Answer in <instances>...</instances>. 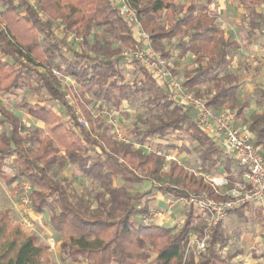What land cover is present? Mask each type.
Wrapping results in <instances>:
<instances>
[{
  "label": "trees",
  "instance_id": "trees-1",
  "mask_svg": "<svg viewBox=\"0 0 264 264\" xmlns=\"http://www.w3.org/2000/svg\"><path fill=\"white\" fill-rule=\"evenodd\" d=\"M195 1L125 0L134 12L135 21H130L111 0H0V59L12 58L5 75L6 69L0 65V80L12 73L26 75L17 76L14 86L0 89V94L10 95L12 88L18 89L19 78H33L36 87L39 85L57 102L73 124L72 129L64 126L59 115L45 104L23 102L19 105L21 110L47 127L48 132L43 137L33 131L30 137L22 139L17 135L18 117L6 106H0V179L9 187L21 178L30 185L32 210L49 214V224L60 240L62 262L146 264L153 255L149 264H232L237 256L236 250L222 252L228 246L223 221L207 226L199 216V223L194 224L193 212L185 211V223L176 231L149 227L138 220L148 212V203L156 192L182 198L195 193L218 201L223 197L214 193L205 176L223 173L226 190L242 181L244 168L222 154L219 143L195 123L192 108L180 104L167 86L151 79L147 72L136 82L126 83L123 78L127 63L121 53L126 49L141 50L133 34V26L138 25L150 48L159 52L162 60L177 67V60L187 54L192 57L194 67L182 71L180 85L185 92L205 97L207 107L216 113L231 109L237 118L243 115L248 103L239 98L237 78L230 68L240 45L231 37L225 38L210 8L213 0ZM245 3L259 7L264 0ZM94 29L111 34V41L94 40L89 48L86 45L87 52L76 53L66 33L81 36L87 43ZM255 30L252 27L246 34L249 43ZM115 42L118 46L112 49ZM165 42L169 43L168 48ZM174 49L178 53L172 55ZM52 69L73 79L80 93L116 108L146 96L144 103L151 114L142 128L131 131L134 142L151 144L152 139L183 132L194 144V161L185 165L172 160L167 167L165 157L175 149L174 144L165 145L162 155L156 156L131 144L108 142L102 125L98 132L92 127L88 131L81 128L74 123L77 114L64 100ZM173 69H169L172 75ZM257 103L259 108L264 107V91ZM137 120L143 122L142 117ZM236 126L241 125L236 121ZM248 129L253 144L264 148V111L250 113ZM12 156L17 165L15 174ZM67 165L76 166L98 186L94 199L88 194L75 199L69 192V183L52 176L54 167ZM116 180L122 184L116 185ZM124 183H148L149 187L142 192L133 191ZM253 209L260 216L261 208ZM6 216L7 212L0 213V264H41L45 251L38 239L12 227ZM190 232L197 240L205 239L203 251L189 245Z\"/></svg>",
  "mask_w": 264,
  "mask_h": 264
},
{
  "label": "rangeland",
  "instance_id": "rangeland-1",
  "mask_svg": "<svg viewBox=\"0 0 264 264\" xmlns=\"http://www.w3.org/2000/svg\"><path fill=\"white\" fill-rule=\"evenodd\" d=\"M28 1L32 2V0H28ZM213 1H214V5L212 7V12L213 15L216 17V20L219 23L220 28L223 30L225 38L231 37L240 45V49L238 50V53L237 55H235L236 57L234 58L236 62L234 63L232 61L233 63L231 62L230 68H232L231 72L237 78V84L239 85L238 88L239 98L241 100H246L248 103V108L243 111V115L240 118L238 117L239 120L244 124H242L237 120L238 119L237 113L234 110L232 111H234V113L236 114V121L238 125L245 126L247 135H249L251 140V135L248 129L249 115L251 112L254 111H259V112L264 111V107L259 108L257 103L260 100L261 93H263L264 91V48L257 44V43L264 44V4L260 5L259 7H252L248 3H245L247 2V0H244V3L240 0H213ZM182 2L194 3L196 1L182 0ZM1 25L2 27L4 26V24ZM252 27L256 28L255 30L257 37L256 39L258 40V38L261 37V40H258L257 43L255 42L249 43L248 41L245 42L244 39L248 30ZM133 30L136 32L135 29ZM66 35H68L67 38L70 39V41H72L73 47L75 49L74 51L78 54H81L83 51L87 52L86 45L89 48L94 42V40H101L103 38H106L105 40L111 41L110 38H112L111 34L102 31L101 29H94L92 31L90 37L87 38L88 44L84 43V41L81 39V36L76 37L74 34L71 33L69 34L66 33ZM94 36L96 38H93ZM167 44L169 43L167 42L164 43L166 48L169 47ZM117 46H118L117 42H115L114 45H112V49H115V47ZM140 49L142 48L140 47ZM150 50L151 53H154L156 55H158L159 53L157 51H154L152 48H150ZM126 51L127 49L123 50V52L121 53V57H123L122 59H124V61H126L127 63L123 77L125 82L126 83L127 82L131 83L133 81L136 82L139 78H143L142 73H146V72L151 77L149 70L141 66L142 62L138 59H135V55L131 54V51L129 50L127 52ZM177 53L178 52H176L175 49L174 51L171 52L172 55H175ZM64 54L67 55L68 53H64ZM11 60H12L11 57L0 59V65H2L1 69H6L5 71H3L4 72L3 75H5L8 71L7 69L11 67L9 66L11 64ZM13 60L16 61L17 59L16 60L13 59ZM60 62L62 63V61ZM177 63H179V65H177L176 67L172 65L173 64L172 62H169L164 59L161 62V65L164 64L165 67H168L169 69L175 67V69H173L174 71L172 72L174 74L172 75V80L176 83L182 84L183 69L188 68L189 66L194 67L193 66L194 62L192 57L189 56V54H187L185 58H182L179 61L177 60ZM14 67L15 68L18 67V69H20V67L17 65ZM29 68L34 69V71L39 74L44 73V71L40 70V68L37 67H29ZM191 69L192 68H189L188 70ZM56 73L57 72H55L54 69L51 70V74L56 76L57 81L60 83V91L62 94L65 95L64 100H67L70 107L72 108V111L75 112V115L77 114L76 115L77 122L74 123H77L81 128L86 129L87 131L90 130L92 127L97 132L102 130L99 128L100 125H102V127L106 128V131L104 132L106 139H108V142L114 143L115 145H117V143H121L117 141L116 130L119 131V133H121L122 136L127 137L130 141H135L131 131L135 127L142 128L144 121L147 120L151 114V112L148 111V107L144 103L146 96H139L137 97V100L134 103H123L121 108H116L109 103L104 104L101 103V101L99 100H95L90 94L80 93V88L76 87V84L73 79H71L70 77L61 76L60 74H56ZM17 76L21 77L26 75H24L23 72L22 73L18 72V75L12 73L9 76H2L6 78L0 80V89H6L10 85H12L13 87L14 86L13 79L14 81H17L15 80ZM151 79L153 78L151 77ZM3 80H7V81H3ZM33 80H34L33 78L30 80H26L24 78L22 80L21 78H19L18 80L19 83L16 84L19 88L18 89L12 88L11 90L12 93H9L11 94L9 95L10 97L4 99L3 97H6L8 95L0 94V102H1L0 104L7 105L12 110V113L19 119V123L17 126V135L23 139L24 137H30L31 136L30 134L34 133L33 131H35V133L38 134L39 136L46 137L48 132L47 127L43 126L41 123H38V121H36L34 118L28 117L25 114V112L21 111L19 105L23 104V102H29L31 103V105L35 103L45 104L47 107H50L59 115V120L63 123L64 126H66L69 129H72L73 124L69 119L70 116L68 117L66 114H64L59 104L55 101H52L48 96V94L43 89H41L39 85L38 87H36V84L34 83ZM155 81L161 84L157 79ZM188 93L191 94V92ZM198 99H201L202 101L205 102V97ZM78 106H81L83 109L79 108ZM139 117H142L143 120L142 123H139L140 121L138 122L137 119ZM78 119H81L85 123V126H83ZM88 119H90L89 122ZM169 139L171 144L177 145V143H179L178 142L179 140L181 142V145L174 149V151H176L175 153L173 151L172 154L165 157V164L167 165V167L172 160L174 161L177 160L180 163L188 165L189 161L195 157L194 144L190 143V141L187 139V136L183 132H180L179 134H173L169 136ZM256 146L260 147V151L264 153V148H262L259 145ZM169 157H172V159H169ZM13 163H14V157L12 156V174H15L17 171L16 169L17 165L15 166ZM51 173L52 176L56 178L65 179L69 183L70 186L69 192L71 193V195L75 197V199L80 198L84 194H88L91 199H94V197L97 195L99 191L98 186L92 181H90L88 178L84 177L82 175V172L76 166L67 165L66 167L63 168L54 167ZM241 180L243 181V175ZM23 181L24 180L21 178L18 180L16 184L12 185V199L10 198V196L7 197L3 196L2 198L0 196V200L6 201L7 198V201L12 202V205H10V203L6 205L4 201L3 203H1L2 206L6 209L7 207L12 208L10 210V213L12 215L9 214L7 211H5L7 212L6 217L8 221L11 222L12 227H18L19 231H21V233H23L24 235H33L38 239L39 246L43 248L45 251V254L41 258V264H79V263L61 261L62 253L60 252V248H59L60 240L58 235L54 233V230H52L50 225L48 226L49 214L47 212L35 213L32 210V206H31L32 203L29 197L31 192V187L29 185L28 188V184ZM115 184L120 185L122 184V182L116 180ZM124 184L128 190H133V191L139 190L140 192L146 190L149 187L148 183H143L141 185H136L134 183H124ZM24 185L26 186V189L24 188ZM211 187L214 190L215 194L223 197L222 200H218V201L219 202L223 201L225 199V195L223 194L226 191H228L224 189L225 187H227V183L220 187L219 186L215 187L211 184ZM2 190H4L5 193H8V190L3 183L0 184V192ZM191 196H198V195H196L195 193H191L188 197ZM201 196L204 197V195ZM180 198L182 197H175L172 195L166 196L159 192L154 193V195L151 197L149 201V203L151 202V204L148 205V210L152 209V211L155 212L153 216L154 218H152L153 220L150 221L153 224L149 223L150 225H146V226L152 227L158 225L161 227H167L161 224L160 225L157 224L165 220L166 221L165 223L167 224L169 223L170 225L168 228H173L176 231L180 230L182 225H184L186 218L178 214V211L180 210L178 207L179 206L184 207L185 204H182L181 202H177L176 204H173L174 201H178ZM185 198L183 197L182 199ZM160 200H162L163 202ZM165 203L168 204V206ZM173 206L174 207L177 206V208H175L176 212L175 209L173 211L170 210L173 208ZM259 206L264 208V203H260L259 205H255V206H248L246 208L233 211L232 213L229 214V217L228 215L226 216V218L223 220V225L225 227L224 230H226V235L228 238V246L226 247V249L222 251L223 253H225L227 249L231 251L236 250L238 254L240 253L239 255H241V258L245 262L256 261L257 258L263 255L262 254V251H264L263 250L264 249V219L262 218L263 212L261 211L260 216H258V214L254 211V209H252V207L255 208ZM0 209H2V207ZM185 210L190 211V213L193 212L191 214L192 217L195 218L194 224L199 223L200 219L198 217L201 215L197 212L195 208L185 206ZM157 212L162 213L163 215H159ZM148 213L149 211L146 214ZM35 216H38V218L34 219ZM27 217H29L30 220L32 221V226L30 227L24 223V218ZM140 217L141 216L138 217V220L140 219ZM139 222H141V220H139ZM141 224L143 223L141 222ZM13 229L14 228H12V230ZM193 237H195V234L190 232L188 239L189 243H191L190 241H192ZM248 237H250V239ZM0 243H2L1 239H0ZM151 257L153 258V255H151ZM261 260L258 259L257 262ZM151 261L152 260H149L146 264L151 263Z\"/></svg>",
  "mask_w": 264,
  "mask_h": 264
},
{
  "label": "built area",
  "instance_id": "built-area-1",
  "mask_svg": "<svg viewBox=\"0 0 264 264\" xmlns=\"http://www.w3.org/2000/svg\"><path fill=\"white\" fill-rule=\"evenodd\" d=\"M111 1L118 6L120 13L126 19L135 21L134 12L125 3V0ZM144 37L147 39L146 36ZM129 51L135 55V59L142 62L139 63H141L143 68L149 70L153 79H157L161 83L160 85L168 87L180 104L192 108L195 123L207 136L219 143L222 154L233 159L240 167L244 168L243 181L236 183L232 189L226 191L223 194L225 195L223 201L219 202L205 196V198L202 196H191L172 201L173 204L181 202L185 206L195 208L201 215L203 222L207 226H213L223 221L230 211L264 203V153L260 151V147L251 142L245 126H236V114L234 111L223 110L216 113L207 107L206 102L185 92L179 83L172 80V74L168 67H165L164 64L161 65L163 60L160 56L151 53L149 47ZM78 120L85 126L81 119ZM116 137L118 142L131 144L136 149L142 148L145 153L151 152L156 156L162 155V151L154 149L150 144L139 145L122 136L117 130ZM169 159H172V157H169ZM206 179L215 187L226 184L223 178L207 177ZM24 188L26 189L25 185ZM154 213V211H150L148 214L142 215L139 220L144 225L153 224L150 221L153 220ZM157 213L163 215L162 213ZM262 218L264 219V213ZM24 223L29 227L32 226V221L29 217L24 218ZM190 242L189 245H194L199 251H203L205 248V239L197 240L193 237Z\"/></svg>",
  "mask_w": 264,
  "mask_h": 264
},
{
  "label": "crops",
  "instance_id": "crops-1",
  "mask_svg": "<svg viewBox=\"0 0 264 264\" xmlns=\"http://www.w3.org/2000/svg\"><path fill=\"white\" fill-rule=\"evenodd\" d=\"M213 5H214V1L212 2V5H211V10H212V7H213ZM136 26H138V25H136ZM136 26H134V28L133 29H135L136 30V32L134 31L133 32V34H134V36H135V38H136V40H137V42H140V44H141V48H150V45H149V42H148V39H145V37L144 36H146L143 32H141V30L138 28V27H136ZM222 30V29H221ZM223 31V30H222ZM247 34V33H246ZM245 38H246V36H245ZM244 38V39H245ZM257 37H256V35H255V37L253 38V40H251L250 42L251 43H257V41L258 40H261V37H259L258 38V40L256 39ZM245 42H247V40H245ZM258 45H260V46H262L263 48H264V44H262V43H257ZM238 53V52H237ZM237 53H236V55H237ZM236 56H234V58H235ZM233 58V62L235 63L236 61H235V59ZM232 62V63H233ZM247 65V64H246ZM248 66V65H247ZM232 69V68H231ZM11 95V94H10ZM7 97H10L9 95L8 96H6V97H3L4 99H6ZM5 102V101H4ZM1 103V102H0ZM0 106H6L7 108H9L7 105H4V104H0ZM10 109V108H9ZM11 110V109H10ZM12 111V110H11ZM22 111V110H21ZM2 131V128L0 127V132ZM171 136V135H170ZM179 143H177V145H175V148H177V147H179L180 145H181V142L180 141H178ZM175 143V142H174ZM169 144H171L170 143V139H169V136L168 137H166V138H163V139H152L151 140V146L154 148V149H157V150H160V151H162L161 150V148L162 147H164L165 145H169ZM190 148V147H189ZM174 151V150H173ZM173 151H172V153H173ZM176 151H174V153H175ZM186 152H187V150H186ZM171 153V154H172ZM194 161V158L192 159V160H190L189 161V164L188 165H191L192 164V162ZM222 167L220 168V170L222 171ZM223 174V173H222ZM222 174H214V175H212V176H205V179L208 177V178H217V179H221V178H223V175ZM224 179V178H223ZM207 180V179H206ZM1 183H3L4 184V186H6V188H7V190H8V193H5V191L4 190H2L1 192H0V196H1V198L3 197V196H10V198L12 199V186L11 187H9V186H7L1 179H0V184ZM166 196H168V195H166ZM4 201V200H3ZM3 201L2 200H0V208L2 207V209H0V213L1 212H5V211H7L9 214H11L10 213V210L12 209V208H10V207H7V209L6 208H4L3 206H2V204L1 203H3ZM153 201V200H152ZM160 201H162V200H160ZM5 203H6V205L7 204H9L10 203V205H12V202H9V201H7V198H6V201H4ZM154 202V201H153ZM163 202V201H162ZM168 203V202H167ZM170 203V202H169ZM149 204H151V202L150 203H148V205ZM166 204V203H165ZM10 205H8V206H10ZM167 206H168V204H166ZM157 208V207H156ZM175 208H177V206H173V208L172 209H170V210H174ZM180 210L178 211V214H180V215H182V217H185L184 216V214H185V206L184 207H182V206H179L178 207ZM259 208H261V211L264 213V208L263 207H260L259 206ZM253 209V208H252ZM149 212L150 211H152V209H150V210H148ZM253 211V210H252ZM175 212H176V209H175ZM12 215V214H11ZM34 215H36V214H34ZM228 217H229V215H228ZM38 218V216H35L34 217V219H37ZM164 218V217H163ZM162 220V219H161ZM160 220V221H161ZM49 222V221H48ZM166 221L164 220V221H161V223H157V224H161V225H163V226H167V227H169L170 225H169V223L167 224V223H165ZM163 223V224H162ZM165 223V224H164ZM35 224H36V221H35ZM50 224H48V226H49ZM158 226V225H157ZM51 227V226H50ZM223 227H224V225H223ZM52 228V227H51ZM225 228V227H224ZM53 230V229H52ZM53 232V231H52ZM55 233V232H54ZM249 239H250V237H248ZM243 239V238H242ZM264 250V249H263ZM240 254V253H239ZM238 253H237V256L235 257V258H233V260H232V264H264V257H263V255H264V251H262V254L263 255H261V257H259V258H257V260L258 259H263V260H261V261H259V262H257V260L256 261H253V262H245V261H243V259L241 258V255H239ZM153 258L151 257L150 258V260H152Z\"/></svg>",
  "mask_w": 264,
  "mask_h": 264
},
{
  "label": "bare ground",
  "instance_id": "bare-ground-1",
  "mask_svg": "<svg viewBox=\"0 0 264 264\" xmlns=\"http://www.w3.org/2000/svg\"><path fill=\"white\" fill-rule=\"evenodd\" d=\"M246 208V207H245Z\"/></svg>",
  "mask_w": 264,
  "mask_h": 264
}]
</instances>
